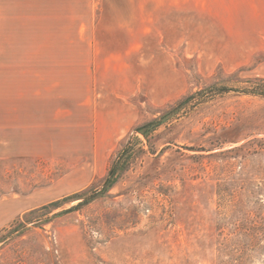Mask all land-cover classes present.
<instances>
[{
    "label": "rangeland",
    "instance_id": "374dc122",
    "mask_svg": "<svg viewBox=\"0 0 264 264\" xmlns=\"http://www.w3.org/2000/svg\"><path fill=\"white\" fill-rule=\"evenodd\" d=\"M8 3L0 236L100 188L132 130L183 96L264 78V17L241 0ZM139 137L105 195L31 215L0 264H264V97L231 90Z\"/></svg>",
    "mask_w": 264,
    "mask_h": 264
},
{
    "label": "trees",
    "instance_id": "16d2710c",
    "mask_svg": "<svg viewBox=\"0 0 264 264\" xmlns=\"http://www.w3.org/2000/svg\"><path fill=\"white\" fill-rule=\"evenodd\" d=\"M231 90L238 91L243 94L264 97V78H258L253 81H248V85L242 88H233L232 86L212 83L178 99L169 107H167L165 110H163L159 115L137 125L132 130V133L130 134L129 138L123 144L121 149L118 151L116 157L112 161L108 169L107 176L104 179V182L100 188L94 190L91 194L82 198L78 197V195L65 196L60 200L59 199L54 200L41 205L39 208L37 207L35 209L30 210L29 212L25 213V219L23 221H17L14 226L8 229L6 234L0 236V242L4 241L7 237H11L14 234L19 235L23 233V231L27 228L26 225L28 223L38 220V219H34V220L31 219V215L35 214L38 211L44 210V214H46L51 209L60 206L62 202L69 201L74 197L81 198V200L77 204L65 208L60 212H57L58 214L66 213L91 202L96 197H101L105 195L108 192V190L120 178L122 173L126 171L131 166V164L136 160L139 154L145 152L142 141L139 136H141L146 143H149L152 134L161 125L170 122L172 119L176 118V116L189 105H192L193 103L195 104V103L204 102L209 98H212L216 95H221L223 93H227L228 91ZM149 151L153 153V150H149ZM41 223L42 222H40V224Z\"/></svg>",
    "mask_w": 264,
    "mask_h": 264
},
{
    "label": "crops",
    "instance_id": "0c3cea01",
    "mask_svg": "<svg viewBox=\"0 0 264 264\" xmlns=\"http://www.w3.org/2000/svg\"><path fill=\"white\" fill-rule=\"evenodd\" d=\"M9 0H0V28H8L9 13ZM242 9L241 15L245 16H263L264 17V0H241ZM172 13L185 14V9H172ZM234 11V10H233ZM17 12V11H16ZM237 14V12H232ZM13 15V14H12ZM14 15L18 16L17 13ZM127 94V93H126ZM124 95L123 97H126Z\"/></svg>",
    "mask_w": 264,
    "mask_h": 264
}]
</instances>
